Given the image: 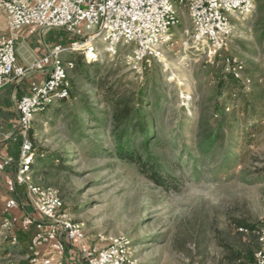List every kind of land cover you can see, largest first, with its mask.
<instances>
[{
	"label": "rangeland",
	"instance_id": "1",
	"mask_svg": "<svg viewBox=\"0 0 264 264\" xmlns=\"http://www.w3.org/2000/svg\"><path fill=\"white\" fill-rule=\"evenodd\" d=\"M179 12L173 43L143 74L124 64L123 49L113 57L103 52L88 69L70 72V98L33 122V181L57 191L65 212L85 230L84 248L102 249L111 238L124 237L140 264H238L236 251L254 264L247 250L256 249L257 234L241 225H264V0H255L245 19L232 20L234 33L224 54L242 62L251 83L239 81L225 92L218 89L228 79L224 58H211L193 46L189 13L186 8ZM0 27L9 30L6 19H0ZM46 36L58 44L71 42L61 30ZM81 56L67 52L63 59L76 62ZM146 72L165 85L170 102L161 134L169 146L158 153L167 159V174L178 189L158 187L135 165L103 152L115 144L110 119L100 113L108 88L133 92ZM217 103L234 121L218 146L202 156L197 122L205 120V130H212L220 121ZM20 197L19 208L39 219L23 188ZM19 210L15 217L21 222L26 216L19 217ZM3 211L0 264H31V236L21 241L18 224L4 226L12 218ZM63 264H82L77 244L68 246Z\"/></svg>",
	"mask_w": 264,
	"mask_h": 264
},
{
	"label": "built area",
	"instance_id": "2",
	"mask_svg": "<svg viewBox=\"0 0 264 264\" xmlns=\"http://www.w3.org/2000/svg\"><path fill=\"white\" fill-rule=\"evenodd\" d=\"M255 0H0V16L7 19L11 32L27 28L61 30L69 36V45L58 44L40 58L31 69L46 72L44 82L33 81L30 93L17 103L18 135L21 138L19 158L14 164L10 157L0 158V176L9 166L13 173L4 175V182L13 195L2 214L19 208L22 202L18 188L25 189L31 206L43 220L26 216L6 219L4 226L18 224L24 232L35 228L30 243L31 264H63L67 246L77 244L82 264H140L133 256L130 241L111 238L102 249L81 246L85 230L73 221L62 198L52 188L38 186L33 181L35 150L32 126L38 114L45 113L56 103L71 96L70 72L75 68L63 54L79 52L93 62L101 53L117 56L123 49V62L134 73L143 74L151 61H161L163 49L173 43V29L180 22V8H186L193 25L192 43L205 50L211 58L223 57L225 74L249 86L245 67L237 58L224 54L233 37V19H245L254 9ZM28 68L17 62L14 40L0 39V91L12 81L26 76ZM259 249L254 264H264V229L257 232ZM14 242L17 240L14 239Z\"/></svg>",
	"mask_w": 264,
	"mask_h": 264
},
{
	"label": "trees",
	"instance_id": "3",
	"mask_svg": "<svg viewBox=\"0 0 264 264\" xmlns=\"http://www.w3.org/2000/svg\"><path fill=\"white\" fill-rule=\"evenodd\" d=\"M71 61L75 63L73 69L75 72L88 69L95 64L88 61L84 56H81L76 62ZM227 78V81L218 83L219 91H229L234 84L239 82L231 75H227ZM165 89L164 84L156 81L146 72L144 83L133 92H120L118 88H108L106 98L103 100L106 108L100 113L105 119H110L112 136L115 140L113 149H104L103 152L116 156L123 162L135 165L140 173L154 184L169 191L178 189L179 186L176 184V180L167 174V159L158 153L159 150L169 146V143L165 142L161 135L163 132V115L170 105L167 96L164 94ZM214 111L215 116L220 115V121L212 130H205V120H198L197 122L196 147L202 156L218 146L223 137L224 129L234 121L232 114H225V106L217 103L214 106ZM92 114L94 115V113ZM177 130L180 131V127H177ZM14 141L12 157L17 161L21 147L19 135L15 136ZM20 191L21 187L18 188L19 196ZM35 219L40 220V218ZM241 227L242 230L245 229L253 234L264 229V225L259 227L242 224ZM27 234L31 236L32 240L35 235V228L33 227L29 232L21 230L20 240L23 241L22 239L26 238ZM258 249L257 237V247L254 251L247 250L249 254L247 258L252 260L255 251ZM235 257L238 264H247L242 260L244 255L241 251H236Z\"/></svg>",
	"mask_w": 264,
	"mask_h": 264
},
{
	"label": "crops",
	"instance_id": "4",
	"mask_svg": "<svg viewBox=\"0 0 264 264\" xmlns=\"http://www.w3.org/2000/svg\"><path fill=\"white\" fill-rule=\"evenodd\" d=\"M0 19L3 21L6 18L5 16L1 15ZM46 32L47 30H38L31 34L27 28L11 32L9 30L7 31L6 27H0V39L2 36H8L14 40L17 62L19 65L28 68V72L25 77L17 81L9 82L0 91V158L10 157L14 160V164L17 161L12 157V146L15 142V136L18 135L19 127V113L17 111V103L23 96L30 93V87L33 81L44 82L47 78L46 72L31 69L30 65L35 58L42 57L54 46L58 45L56 39H50V36H46ZM61 44H63V42H61ZM14 171L15 166H9L6 169V172L0 176L1 209H4L7 201L13 197L4 182V175L6 173H13ZM17 198L21 200L19 195H17ZM19 209L17 208L8 212L6 216L10 218H17L15 216H18L17 210ZM20 212L22 213L19 215L21 218L25 217L27 214L31 215L26 210H21ZM40 220H43L42 216H40Z\"/></svg>",
	"mask_w": 264,
	"mask_h": 264
}]
</instances>
